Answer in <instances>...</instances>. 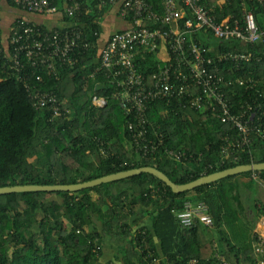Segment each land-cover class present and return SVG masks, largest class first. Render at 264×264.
I'll use <instances>...</instances> for the list:
<instances>
[{"label":"trees","instance_id":"trees-1","mask_svg":"<svg viewBox=\"0 0 264 264\" xmlns=\"http://www.w3.org/2000/svg\"><path fill=\"white\" fill-rule=\"evenodd\" d=\"M78 1L82 15L63 20L76 22L82 42L91 47L78 55L73 66L60 69L56 79L45 69L28 66L21 73L23 80L0 72V188L83 183L142 167L156 168L174 184L183 185L236 166L264 162V34L251 45L209 39L219 51L250 56L223 77L232 82L224 89L231 112H239L245 101L256 109L249 143L229 151L221 164L222 150L234 132L215 114L187 108L181 97L148 105L146 117L160 126L164 144L143 156L127 130L134 116L126 114L112 96L114 88L102 72L91 76L99 65L100 20L111 8L99 5V0ZM218 1L203 0L218 22L227 16L239 18L243 4L264 30V4ZM148 3L161 15V0ZM38 26L44 30L45 25ZM194 39L207 43L199 35ZM135 62L144 76L159 64L154 54L143 50ZM232 65L218 67L224 75ZM237 77L257 82L255 91L234 84ZM25 86L55 94L58 101H66L70 112L51 121L47 111L32 107ZM94 96L103 97L106 105L95 107ZM147 132L151 134L150 126ZM165 149L184 159L179 163L168 158ZM242 178L246 182L241 183ZM263 181L264 171L246 172L174 194L153 176L140 174L73 193L0 195V264H187L190 260L219 264L216 255L229 264H252L253 229L264 216ZM186 201L205 206L210 228L199 223L180 228L172 211L181 210ZM107 241L114 254L101 260Z\"/></svg>","mask_w":264,"mask_h":264},{"label":"built area","instance_id":"built-area-1","mask_svg":"<svg viewBox=\"0 0 264 264\" xmlns=\"http://www.w3.org/2000/svg\"><path fill=\"white\" fill-rule=\"evenodd\" d=\"M17 10L42 17H58L42 30L38 23L17 18L4 34L0 28V72L16 75L26 66L31 70L45 69L55 79L60 69L73 66L79 54L91 47L82 42L83 33L75 23H65L63 18L75 19L82 15L78 0H7ZM260 7L264 0H253ZM224 2L218 1V4ZM99 5L115 9L126 27L111 34L99 48V65L91 76L102 72L104 79L114 88L116 98L126 114L133 115L134 122L127 123L133 145L143 156L154 154L163 146L164 136L160 126L146 117L148 105L154 101L169 102L185 97L186 107L194 111L211 112L220 123L234 132V137L222 150L223 160L229 151L242 148L249 143L248 136L254 129L255 110L252 103L245 101L239 112H231V105L224 89L231 81L223 78L248 62L250 56L240 52L219 51L209 39L219 44L240 41L254 44L264 34L259 29L255 15L241 4L239 18L227 16L220 22L211 15L212 8L203 0H161V15L155 13L148 0H99ZM264 11V10H263ZM90 12V11H88ZM146 24H149L147 26ZM151 24L153 26H151ZM200 36L197 43L194 38ZM209 41V42H208ZM162 47L166 53L163 61L150 75L144 76L135 62L140 50L154 54ZM220 63H231L223 71ZM40 81V76H36ZM234 84L245 91H255L257 82L251 78L237 77ZM28 98L35 110L47 111L51 121L70 112L66 101H58L55 94L25 86ZM92 104L97 108L106 105L103 97L94 96ZM150 126L151 134L147 132ZM168 158L181 163V154L164 150ZM236 161V158L233 157ZM253 179H257L252 176ZM264 182V181H263ZM262 182V183H263ZM201 203L184 202L181 210L174 212L181 229H190L197 223L210 228L211 219ZM219 264H229L216 255ZM252 264H264V236L256 235L252 243ZM187 264H199L190 260Z\"/></svg>","mask_w":264,"mask_h":264},{"label":"water","instance_id":"water-1","mask_svg":"<svg viewBox=\"0 0 264 264\" xmlns=\"http://www.w3.org/2000/svg\"><path fill=\"white\" fill-rule=\"evenodd\" d=\"M264 171L263 163H254L249 165H240L234 168L226 169L220 172H215L207 176L200 177L199 179L189 182L183 185L174 184L169 178L161 171L153 167H142L137 169H131L127 171H121L114 174H109L97 179L89 180L83 183L68 184V185H21L0 188V195L13 194V193H27V192H78L107 184L119 180H124L130 177L138 176L140 174H149L165 184L172 193L180 194L191 191L197 187L217 182L230 176L240 175L246 172H260Z\"/></svg>","mask_w":264,"mask_h":264},{"label":"crops","instance_id":"crops-1","mask_svg":"<svg viewBox=\"0 0 264 264\" xmlns=\"http://www.w3.org/2000/svg\"><path fill=\"white\" fill-rule=\"evenodd\" d=\"M6 2H7L6 5H8L12 10L7 9V8H3L2 5H4V4H2V0H0V28L4 34H7L8 30L12 26L13 22L19 17L24 18V19L29 20V21H32V22L41 23V24H45V25L52 24L54 22V20H56L58 18V17H42V16H37V15L25 14V13L17 10L16 8L12 7L8 3L7 0H6ZM109 11H110V13L108 16L111 15L112 11L115 13V15H117L115 9H112V8L108 9L107 12H109ZM118 24L120 26V29H118V30H122L124 27H126L125 22L122 21L121 19H119ZM111 34H113V33L106 34V33H104V31H102L100 39L97 41L98 49L103 45V43L106 41V39ZM166 56L167 55H166L164 49L160 46L158 51L155 53V59L157 61H163L166 58ZM240 182L244 183V182H246V179L242 178V179H240ZM253 231L256 235H263L264 236V216H262L255 223V227H254Z\"/></svg>","mask_w":264,"mask_h":264},{"label":"rangeland","instance_id":"rangeland-1","mask_svg":"<svg viewBox=\"0 0 264 264\" xmlns=\"http://www.w3.org/2000/svg\"><path fill=\"white\" fill-rule=\"evenodd\" d=\"M2 4H4L2 5L3 8L11 9L8 5H6L7 4L6 0H2ZM106 12L104 13V16H102L99 25L102 31H104V33L106 34L115 33L118 29H120V26L118 24L120 18L118 15H115L113 11L110 16H108L110 11L107 13ZM222 229H224V227ZM105 239H108V237H105ZM103 253L104 254L101 257V260H108L112 258L114 252H113V247L111 243H109V241L105 242L103 247Z\"/></svg>","mask_w":264,"mask_h":264}]
</instances>
